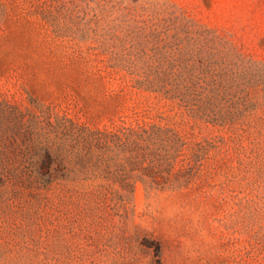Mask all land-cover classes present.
Here are the masks:
<instances>
[{
  "label": "rangeland",
  "instance_id": "1",
  "mask_svg": "<svg viewBox=\"0 0 264 264\" xmlns=\"http://www.w3.org/2000/svg\"><path fill=\"white\" fill-rule=\"evenodd\" d=\"M0 149V264H264V0H0Z\"/></svg>",
  "mask_w": 264,
  "mask_h": 264
},
{
  "label": "trees",
  "instance_id": "2",
  "mask_svg": "<svg viewBox=\"0 0 264 264\" xmlns=\"http://www.w3.org/2000/svg\"><path fill=\"white\" fill-rule=\"evenodd\" d=\"M187 61L190 60L187 59ZM174 68H177L175 63L170 68L162 67L161 64L144 67L141 71L138 68L136 73L143 78L139 80V84L168 98L178 99L182 106L191 111L200 112L203 116L215 114L213 93L216 89V83L197 76L200 72L207 74L208 71L203 69L199 73H194L193 65L192 68L188 69L189 74L186 77L183 76V70H181L180 75L176 79H172V75L176 76ZM0 154H4L1 149Z\"/></svg>",
  "mask_w": 264,
  "mask_h": 264
}]
</instances>
